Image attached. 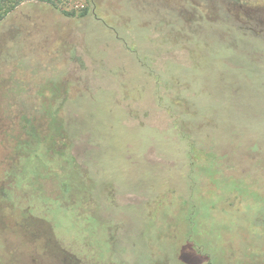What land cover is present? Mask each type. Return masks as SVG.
<instances>
[{"label":"rangeland","instance_id":"1","mask_svg":"<svg viewBox=\"0 0 264 264\" xmlns=\"http://www.w3.org/2000/svg\"><path fill=\"white\" fill-rule=\"evenodd\" d=\"M56 4L24 0L0 23V264L46 244L62 252L41 264H264V203L222 200L187 156L191 139L212 147L264 198V0ZM53 111L76 124L53 149L75 157L83 195L17 153L20 117L46 130ZM191 191L204 254L185 239Z\"/></svg>","mask_w":264,"mask_h":264},{"label":"trees","instance_id":"2","mask_svg":"<svg viewBox=\"0 0 264 264\" xmlns=\"http://www.w3.org/2000/svg\"><path fill=\"white\" fill-rule=\"evenodd\" d=\"M24 0H0V23L14 11ZM40 3L51 4L54 7H57V0H37ZM91 1V0H87ZM57 9V8H56ZM65 15L67 13L63 12ZM85 14L83 11L80 15ZM191 112V111H190ZM190 114V113H189ZM47 128L44 130L40 125H37V120L32 116H22L18 121L19 129L23 132L25 138L20 139L16 143V150L19 157H23L26 165H32L36 169L31 173L39 176V169L43 170L48 175L55 176L58 182V187L61 192V195H69L71 191L77 192L78 194L83 195V191L86 189L85 186L80 187L81 176L73 168L75 164V157L71 154L69 155V150L58 151L54 150L53 146L57 144L62 138L67 135V131L70 128H75L76 124L61 120L57 112H47L46 114ZM188 113L180 117L181 123L187 124L186 121ZM212 126V125H211ZM199 138L203 135H197ZM187 141V140H186ZM64 145V143H61ZM188 149L187 156L192 158L196 150L199 151V156L196 158V162L193 165H196L198 170L201 172L202 176L206 177L208 180L207 184L216 189L219 182H224V186H227L225 195L221 198L223 200L226 195L229 193H238L239 196H242L243 199L251 200L252 202L264 203V198H261L257 191L252 188V184L248 182L237 183L229 177H224L221 171L218 169V156L217 153L213 152L212 147L203 149L199 148V144L196 140L187 141ZM67 152V153H66ZM49 160V161H46ZM33 161V164H32ZM51 165H48L50 164ZM60 165V166H59ZM55 166H59L62 173L56 174L54 171ZM25 168V166L23 165ZM70 168H73L71 171ZM43 176V175H42ZM68 178L70 181H68ZM245 187L242 189V187ZM193 191L188 192L182 200V206H184L183 212V223L186 230V243L199 254H204L203 250L197 246V243H200V233H199V220L200 217L198 213V206L195 204V198L193 196ZM80 196V195H79ZM139 207V208H138ZM148 207V203H145L141 206V202L137 203L134 208H137V212H141ZM132 208V209H134ZM262 213V212H261ZM91 216L98 218L93 213ZM99 219V218H98ZM203 237V236H202ZM200 249V250H199ZM209 256V255H208ZM210 264V263H209Z\"/></svg>","mask_w":264,"mask_h":264},{"label":"flooded vegetation","instance_id":"3","mask_svg":"<svg viewBox=\"0 0 264 264\" xmlns=\"http://www.w3.org/2000/svg\"><path fill=\"white\" fill-rule=\"evenodd\" d=\"M2 201L0 203H4V205H8V201H6V196L5 193L2 192ZM26 217V216H25ZM29 219H31V217H29ZM37 229H40V225L37 226ZM35 238V235L33 236ZM29 238L28 241L29 242H33L35 243L37 240L36 238ZM53 240H50L49 242H51ZM60 246H57L55 249L52 248V246H48L47 244L42 247L39 251V253H37L36 251H33L32 249H28L26 251H24L22 254H18L17 255V259H18V264H41L43 262L42 258L45 259L44 261L48 260L50 263H57L58 261L53 259V257L58 258V251L62 252V249H59ZM66 258H63L64 262H67L66 260H64ZM68 259H70L68 257ZM22 261V263H21ZM24 261V262H23ZM71 261V259L69 260Z\"/></svg>","mask_w":264,"mask_h":264}]
</instances>
